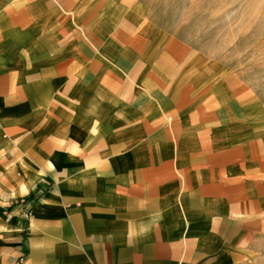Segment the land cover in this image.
Segmentation results:
<instances>
[{"label":"crops","instance_id":"1","mask_svg":"<svg viewBox=\"0 0 264 264\" xmlns=\"http://www.w3.org/2000/svg\"><path fill=\"white\" fill-rule=\"evenodd\" d=\"M175 31L142 0H0V264L264 260V51Z\"/></svg>","mask_w":264,"mask_h":264},{"label":"rangeland","instance_id":"2","mask_svg":"<svg viewBox=\"0 0 264 264\" xmlns=\"http://www.w3.org/2000/svg\"><path fill=\"white\" fill-rule=\"evenodd\" d=\"M142 1L155 19L197 46L227 48L242 57L264 51V0ZM257 264H264V260Z\"/></svg>","mask_w":264,"mask_h":264}]
</instances>
